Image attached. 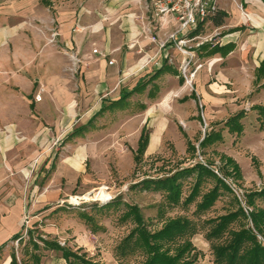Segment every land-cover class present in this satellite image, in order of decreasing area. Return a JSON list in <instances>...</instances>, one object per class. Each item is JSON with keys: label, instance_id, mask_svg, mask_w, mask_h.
Here are the masks:
<instances>
[{"label": "rangeland", "instance_id": "obj_1", "mask_svg": "<svg viewBox=\"0 0 264 264\" xmlns=\"http://www.w3.org/2000/svg\"><path fill=\"white\" fill-rule=\"evenodd\" d=\"M133 1L149 25L160 27L148 1ZM212 29L204 33L214 43ZM197 42L189 43L195 53L191 70L198 67ZM182 64L176 61L173 71L193 93L196 125L181 116L187 99L167 110L150 104L163 87V76H157L103 119L76 127V141H56L57 157L40 174L41 187L68 141L74 142L71 150L88 149L86 170L62 194L63 202L24 208L28 222L0 247V264L7 256L16 264H251L254 250H264V108L239 111L233 121L209 118L195 92L196 74L187 82ZM148 112L149 137L155 128L164 135L141 150ZM56 244L74 256L67 261L52 248ZM259 258L264 264L262 253Z\"/></svg>", "mask_w": 264, "mask_h": 264}, {"label": "crops", "instance_id": "obj_2", "mask_svg": "<svg viewBox=\"0 0 264 264\" xmlns=\"http://www.w3.org/2000/svg\"><path fill=\"white\" fill-rule=\"evenodd\" d=\"M218 7L226 13L222 25L211 17L187 35L201 47L198 99L209 118L231 119L264 108V0H218ZM142 16L133 0H0V247L26 226L24 208L63 202L62 194L85 172L88 149L71 150L74 142L68 141L41 187L40 174L57 157L54 143L76 141L75 128L106 117L123 94L140 95L150 79L163 76L150 104L167 110L187 99L181 116L195 115L193 93L177 81L172 66L185 56L173 42L163 45L174 27L163 32ZM206 27L213 28L216 42L205 35ZM53 32L58 35L51 41ZM151 118L148 112L143 128ZM163 135L155 128L149 149Z\"/></svg>", "mask_w": 264, "mask_h": 264}, {"label": "built area", "instance_id": "obj_3", "mask_svg": "<svg viewBox=\"0 0 264 264\" xmlns=\"http://www.w3.org/2000/svg\"><path fill=\"white\" fill-rule=\"evenodd\" d=\"M149 8L153 13L154 19L158 21L161 28L167 29L174 27L169 32L167 40L163 43L173 42L185 59L182 64L184 76L187 82H190L197 69H190L195 59V53L191 50L192 39L187 33L198 28L199 24L213 17L218 11V0H146ZM58 32H53L51 41H54ZM94 54L99 53L98 49L93 50ZM113 63V61H111ZM36 99H41L40 94Z\"/></svg>", "mask_w": 264, "mask_h": 264}, {"label": "trees", "instance_id": "obj_4", "mask_svg": "<svg viewBox=\"0 0 264 264\" xmlns=\"http://www.w3.org/2000/svg\"><path fill=\"white\" fill-rule=\"evenodd\" d=\"M225 17H226V13L223 12V11H218L214 16H213V20L215 22L216 25H222L225 21ZM128 98V94L125 93L122 95V97L120 98V101H117V102H114L113 104H119L120 102L124 101L125 99ZM239 115L237 116H234L231 118L230 121H233L235 118H237ZM149 136H150V132L149 130L144 127L143 130H142V133H141V136H140V139H139V149H144L147 147L148 143H149ZM17 236V235H16ZM53 249H56V250H59V251H62L63 252V257L68 261L69 259H71L72 256H74L71 252H68L66 250H64V248H62L60 245L56 244L52 247ZM262 253V255L264 256V250H259V249H255L254 252H253V257H252V261H251V264H259V255ZM86 261V260H85ZM79 259L77 261H72L70 260L69 263L71 264H77L79 263ZM96 264L94 262H84V263H81V264ZM10 264H16V258L14 256H12V259H11V262Z\"/></svg>", "mask_w": 264, "mask_h": 264}]
</instances>
